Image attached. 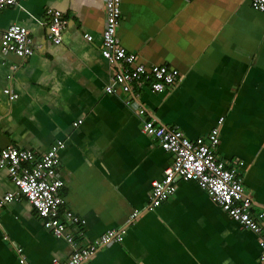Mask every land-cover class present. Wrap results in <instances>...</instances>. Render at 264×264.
<instances>
[{
  "label": "crops",
  "instance_id": "1",
  "mask_svg": "<svg viewBox=\"0 0 264 264\" xmlns=\"http://www.w3.org/2000/svg\"><path fill=\"white\" fill-rule=\"evenodd\" d=\"M50 9L67 21L60 44L48 36ZM121 10L118 36L138 63L181 76L162 92L136 87L138 101L158 124L191 139L224 117L217 156L229 166L244 162L245 190L255 213L264 211V12L251 0H122ZM105 16V0H20L2 8L0 31L27 27L34 53L24 59L0 45V149L42 155L64 142L62 212L86 220L79 228L69 223L76 248L108 229L125 231L85 264H264L262 234L230 218L196 181H178L173 196L151 206L153 183L174 156L143 132L145 118L127 94L108 92L117 86L101 53ZM7 193L18 189L0 167V199ZM2 214L0 264L67 263L74 246L44 226L25 196Z\"/></svg>",
  "mask_w": 264,
  "mask_h": 264
},
{
  "label": "built area",
  "instance_id": "2",
  "mask_svg": "<svg viewBox=\"0 0 264 264\" xmlns=\"http://www.w3.org/2000/svg\"><path fill=\"white\" fill-rule=\"evenodd\" d=\"M19 1L0 0V11L3 7L15 5ZM121 1L105 0L106 22L101 53L104 59L115 67L114 83L117 86V88L110 87L108 92L121 91L127 94L126 103L134 106L138 114L145 118L143 132L157 138L161 147L174 156V163L166 168L164 177L153 183L149 196L151 206L158 207L173 196L177 191L178 181H196L230 218L259 235L262 234V257L264 258V211L255 213V203L245 190L240 172L244 162L237 160L235 165L229 166L225 160L217 156L224 117L219 119L207 136L191 139L178 127L158 124L138 101L140 94L135 90L136 87H147L150 83L155 92H162L167 85L175 83L181 76L178 69L167 65L147 67L143 63H138L137 55L122 44L118 36L122 13ZM251 2L255 9L264 12V0H251ZM47 12L48 36L54 43L60 44L67 21L60 10L50 9ZM0 45L5 51L13 52L24 59L34 53L30 31L19 24H13L4 31H0ZM4 92L13 100L18 98V94L13 93L10 87H7ZM62 147L64 142L58 141L42 155L13 146L3 148L0 149V167L9 171L18 189L17 194L25 196L36 209L43 218L44 226L52 231L55 237L64 238L74 246L65 264H85L97 253L99 245L122 241L125 231L108 229L88 246L76 248L75 236L68 232L69 223L79 228L86 220L75 216L74 212L68 208L62 212L66 204L62 193L64 181L57 172L60 165L59 149ZM17 194L7 193L0 199V220L4 206ZM136 215L135 212L132 217ZM18 251L22 252V249L19 248ZM24 262L25 260L22 259V263ZM54 263L62 264L58 259H54Z\"/></svg>",
  "mask_w": 264,
  "mask_h": 264
}]
</instances>
